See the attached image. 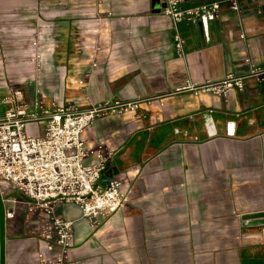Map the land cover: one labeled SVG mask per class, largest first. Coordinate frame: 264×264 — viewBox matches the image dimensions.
<instances>
[{
  "label": "crops",
  "instance_id": "crops-1",
  "mask_svg": "<svg viewBox=\"0 0 264 264\" xmlns=\"http://www.w3.org/2000/svg\"><path fill=\"white\" fill-rule=\"evenodd\" d=\"M163 2L0 0V118L14 91L82 109L139 102L83 132L88 150L111 151L107 169L131 196L97 228L75 204L54 205L73 223L67 264H264V80L225 97L190 90L264 68V0H237L239 14L216 0L204 26L179 22L182 56ZM28 209L0 182V264L49 256L50 217Z\"/></svg>",
  "mask_w": 264,
  "mask_h": 264
},
{
  "label": "built area",
  "instance_id": "built-area-1",
  "mask_svg": "<svg viewBox=\"0 0 264 264\" xmlns=\"http://www.w3.org/2000/svg\"><path fill=\"white\" fill-rule=\"evenodd\" d=\"M225 1L232 12L240 13L237 0ZM163 4L162 13L172 21L173 43L179 56L183 55L185 41L177 24L212 15L219 9L216 2L188 9L180 8L181 0H164ZM251 78L264 80V68L255 67L241 77L228 75L221 82L190 90L225 97L233 89L241 91L244 81ZM3 103L10 107L0 118V182L25 199L29 212L42 211L50 217V224L40 234L49 256L40 253L38 264H67L73 223L53 217L54 205L75 204L81 217L97 228L109 215L123 209L131 196V190H124L114 178L101 185L112 153L104 151L102 145L88 150L83 132L95 118L135 111L139 102H107L82 109L69 103L45 104L40 98L27 104L22 102L21 92L14 91ZM32 125H42L41 133L29 136L26 129ZM90 157L92 161L86 163ZM7 216L12 218L13 212Z\"/></svg>",
  "mask_w": 264,
  "mask_h": 264
},
{
  "label": "water",
  "instance_id": "water-1",
  "mask_svg": "<svg viewBox=\"0 0 264 264\" xmlns=\"http://www.w3.org/2000/svg\"><path fill=\"white\" fill-rule=\"evenodd\" d=\"M204 1L205 2H215L216 0H204ZM163 7H164V4L162 8ZM211 19H212V15L208 13L207 15H203L202 17L197 18V21L199 22V25L202 27V25L204 26L206 24L207 20H211ZM115 174H116L115 169H107V166H106L104 177L108 182H111L113 180V176ZM101 185H104V184H101Z\"/></svg>",
  "mask_w": 264,
  "mask_h": 264
},
{
  "label": "rangeland",
  "instance_id": "rangeland-1",
  "mask_svg": "<svg viewBox=\"0 0 264 264\" xmlns=\"http://www.w3.org/2000/svg\"><path fill=\"white\" fill-rule=\"evenodd\" d=\"M4 109H5V107H4ZM26 131H27L29 136L36 134V131L31 126H28Z\"/></svg>",
  "mask_w": 264,
  "mask_h": 264
}]
</instances>
